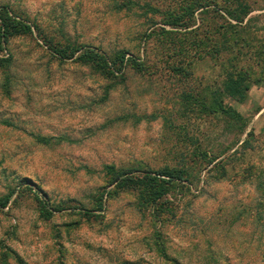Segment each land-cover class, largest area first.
<instances>
[{"label":"rangeland","instance_id":"1","mask_svg":"<svg viewBox=\"0 0 264 264\" xmlns=\"http://www.w3.org/2000/svg\"><path fill=\"white\" fill-rule=\"evenodd\" d=\"M116 1L0 0L57 40L108 55L125 50L157 65L146 75L128 70L125 82L112 83L73 60L61 64L35 32L9 42L1 54L12 58V87L5 88L0 72V200L15 196L0 207V264L10 251L23 264H173L159 254L157 232L178 264H264V87L253 86L244 104L225 100L249 121L243 135L227 130L221 116L186 113L182 98L221 88L232 55L212 47L235 22L221 2L199 11L197 34L190 36L215 38L197 54L191 75L178 76L162 61L158 39L145 46L141 37L165 28L164 14L181 11L185 0H133L132 10L122 12ZM248 1L253 13L246 28L255 47L264 41V0ZM253 48L234 52L238 69L256 64ZM108 86L114 88L106 96ZM38 138L52 141L45 146ZM196 148L219 159L198 166L201 180L175 193L171 220L155 223L129 194L96 211L95 199L108 184L106 166L180 169L182 155L189 162ZM36 194L51 211L69 207L46 221ZM13 255L7 264H19Z\"/></svg>","mask_w":264,"mask_h":264},{"label":"trees","instance_id":"2","mask_svg":"<svg viewBox=\"0 0 264 264\" xmlns=\"http://www.w3.org/2000/svg\"><path fill=\"white\" fill-rule=\"evenodd\" d=\"M219 2L225 5L223 8H225L226 14L230 21L235 22V24L228 23V27L219 39H223V43L220 44L215 41L212 49L218 55L223 53L231 54L230 62L232 67L226 69L225 79L220 89L212 90L209 95L206 94L204 97L185 92L182 98L186 113L196 114L203 111L209 115L221 116L227 122V130L231 132L238 130L243 135L248 128L249 121L232 106L226 104L225 100L228 99L244 104L248 101L253 86L264 87V70L261 71L260 75H257L254 71V68L260 66L259 64L264 58V41L255 47L252 46V39H250L249 31L247 32L246 28L249 27L252 21L250 15L253 13L252 6L248 0H185L184 3L186 5L181 11L178 13L167 11L166 15L164 14V24L170 29L165 27L156 31L145 32L141 37V41L147 46L150 41L155 38L158 39L160 48L158 49L161 51L164 64L178 76L182 73L185 76H190V69L195 64L197 54L199 53L198 56H200V51L203 48H207V42L215 38L209 36L202 39L198 36H193V38L190 36L193 35L192 33L197 34L195 29L192 30L198 22L196 14L201 10L205 11L214 3L219 5ZM133 5V0H123L122 2L118 0L115 3V9L118 12L130 11ZM147 7L152 8L151 6ZM151 10L155 9L152 8ZM154 12L159 13V10L156 9ZM34 32L61 64L73 60L80 66L92 69L100 77L112 83L119 79L121 83L125 82L128 70L133 71L137 75H146L151 72L154 66H157L149 64L147 59L136 57L125 50H119L112 55H108L98 48L57 40L53 34L47 33L42 25L31 22L27 15L19 13L8 6H0V72L5 74L4 86L8 90L12 87V80L9 74L12 58L6 59L1 54L6 51V46L11 40L33 36ZM250 47H254L253 56L257 59V62H254L256 64L238 69L236 65L237 55L234 52L240 54V50ZM159 50L158 52L160 53ZM157 63L160 64V61ZM187 70H190V72ZM113 88V86H108L106 96L109 95L110 90ZM185 135L188 138V133ZM249 136H252V133ZM51 141L52 139L38 138V142L45 146L49 145ZM249 146L248 140L243 143L245 149ZM183 156L181 157V162L185 166L191 164L192 167L184 166L180 169L164 168L158 172L151 173L140 169H118L113 165L106 166L104 174L108 179V184L102 188V193L95 199L96 211L103 212L106 202L122 194H129L135 197L139 211H144V209L150 211L155 223L171 220L175 216L172 201L175 193L182 188H186L185 186L194 185L196 180H201L200 175H197L195 170L198 166H211L219 159L217 157L210 158L208 152L202 151L201 148H196L193 155L190 158L188 157L189 162L187 161V156ZM220 173L223 178L227 175L225 168H221ZM13 196H15L14 191L8 197L0 200V207L2 209L7 208ZM35 197L39 204L41 217L46 221L51 220L56 213H60L66 210V207H69L66 206L64 208L58 205L54 206L51 211L47 209L46 202L38 194ZM83 216L89 218L99 217V215H97L98 217L92 215L90 211H84ZM155 242L159 247V254L164 259L173 264H178L176 260L169 258L161 232L156 233ZM13 254L12 251L3 253L1 264H7L8 258L12 257ZM13 256L19 264H23L19 257Z\"/></svg>","mask_w":264,"mask_h":264}]
</instances>
